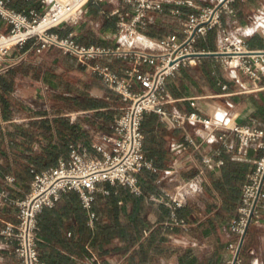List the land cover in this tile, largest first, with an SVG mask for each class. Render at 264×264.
Segmentation results:
<instances>
[{
    "label": "crops",
    "instance_id": "obj_1",
    "mask_svg": "<svg viewBox=\"0 0 264 264\" xmlns=\"http://www.w3.org/2000/svg\"><path fill=\"white\" fill-rule=\"evenodd\" d=\"M11 2L19 10L35 7L43 12L47 7L39 0ZM114 8H124L121 0H92L81 20L60 24L53 31L60 36L72 33L85 45L114 48L115 16L109 15ZM250 15L264 19V0L232 1L222 22L243 26L250 47L262 49L264 28L248 25ZM158 21L142 31L151 38L168 33L170 26ZM8 29L0 18V31ZM211 34L199 39L197 46L204 42L206 51H214L217 30ZM30 47L28 41L22 49L13 48L0 57V189L12 198L26 194L35 173L67 159L71 144L86 145L91 155L100 156L93 145L113 133L114 116L125 105L77 56L56 46L12 60ZM90 62L107 65L119 75L133 66L116 54ZM166 90L171 98L166 105L169 112H196L212 121L264 127V65L259 77L250 80L240 70L225 67L219 56H202L168 76ZM141 131L144 155L152 163V168L138 173L142 194L104 181L92 206L86 208L75 191L63 193L38 215L37 251L45 264H228L233 258L229 243L236 235L230 223L260 150L240 146L227 128L216 129L214 139L207 141L202 124L177 125L152 112L144 115ZM221 133L225 135L218 138ZM104 146L110 149L109 143ZM181 195L185 202L179 214L186 227L169 228L164 201ZM17 213L14 204L0 205V225L15 222ZM90 213L96 215L92 221ZM261 256L264 212L258 223L248 227L239 251L241 261L235 264H254ZM0 264L20 262L0 247Z\"/></svg>",
    "mask_w": 264,
    "mask_h": 264
},
{
    "label": "built area",
    "instance_id": "obj_2",
    "mask_svg": "<svg viewBox=\"0 0 264 264\" xmlns=\"http://www.w3.org/2000/svg\"><path fill=\"white\" fill-rule=\"evenodd\" d=\"M39 1L47 5L43 12L35 7L19 10L11 0H0V18L9 25L7 31H0V57L13 48L22 49L28 41L31 47L14 57V62L24 59L32 50L56 46L65 54L77 56L107 88L120 95L125 105L122 112L114 116L113 133L103 135V142L93 145L100 156L91 155L86 145L71 144L67 159L34 174L22 198H12L0 189V205L18 207L17 220L0 225V247L12 253L20 264H45L37 251L38 215L44 207L53 206L62 193L76 191L86 208L90 207L95 192L100 189L99 184L104 181L118 183L131 193L141 195L138 173L145 167L152 168L143 152L141 121L146 113L152 112L177 125L202 124L207 141L214 139L216 129L227 128L238 137L240 146L251 145L260 150L259 157L254 160V169L242 186L237 215L230 223L236 240L229 243L233 258L228 264L239 263V244L247 228L258 223L264 212V127L241 125L236 121L225 123L222 119L212 121L196 112H169L166 108L171 101L166 90L167 77L174 75L179 67L191 65L202 57L197 53L206 50L198 47L197 42L211 29H216L218 35L214 51L224 53L219 56L221 63L229 69L240 70L250 80L259 77L264 65V48L250 47L243 35V26L222 22L223 13L234 0H121L124 8L109 12L115 16L117 30L118 43L114 48L85 45L72 33L60 36L53 31L60 24H75L81 20L92 0ZM165 15L171 18L165 19ZM158 20L168 24L170 31L159 38L147 36L142 29ZM258 21L262 23L264 19L253 15L249 25L264 28ZM106 54L129 59L133 66L123 69L124 75H119L107 65L90 62ZM143 64L151 68L142 70L140 65ZM224 135L221 133L217 137ZM104 143L110 144L109 150ZM7 179L13 180V177ZM184 202V195L164 201L169 209L165 226L186 227L184 219L176 212ZM89 217L92 221L94 213ZM254 264H264V256Z\"/></svg>",
    "mask_w": 264,
    "mask_h": 264
},
{
    "label": "water",
    "instance_id": "obj_3",
    "mask_svg": "<svg viewBox=\"0 0 264 264\" xmlns=\"http://www.w3.org/2000/svg\"><path fill=\"white\" fill-rule=\"evenodd\" d=\"M222 54H224V53H219L217 51H202L200 53H197V55H199V56H220ZM242 243H243V238H242V240H241V242L239 244V250H240V248L242 246Z\"/></svg>",
    "mask_w": 264,
    "mask_h": 264
},
{
    "label": "trees",
    "instance_id": "obj_4",
    "mask_svg": "<svg viewBox=\"0 0 264 264\" xmlns=\"http://www.w3.org/2000/svg\"><path fill=\"white\" fill-rule=\"evenodd\" d=\"M17 9V8H16ZM212 30V29H211ZM211 30L209 31V33L211 34ZM211 38H213V35L211 34ZM200 45H201V47H203V48H206V46H207V44L206 43H204V42H201L200 43ZM54 159H51V161H53ZM68 191H73V190H68ZM68 191H66V192H68ZM76 192V191H75ZM65 193V192H64ZM77 193V192H76ZM63 194V193H62ZM78 194V193H77ZM95 200V194H94V198H93V200H92V202ZM92 202H91V205H90V207L92 206ZM56 203V202H55ZM181 207H183V206H181ZM181 207H179V208H177V210H176V212H177V214H178V216H180V214H179V209L181 208ZM95 213H94V218H95ZM39 224V223H38ZM248 229V228H247ZM247 232V231H246ZM246 234V233H245Z\"/></svg>",
    "mask_w": 264,
    "mask_h": 264
},
{
    "label": "rangeland",
    "instance_id": "obj_5",
    "mask_svg": "<svg viewBox=\"0 0 264 264\" xmlns=\"http://www.w3.org/2000/svg\"><path fill=\"white\" fill-rule=\"evenodd\" d=\"M251 16V15H250ZM250 24V21L248 22V25Z\"/></svg>",
    "mask_w": 264,
    "mask_h": 264
}]
</instances>
